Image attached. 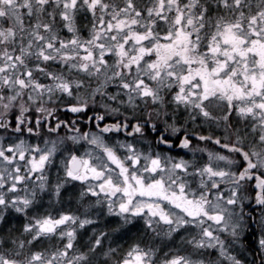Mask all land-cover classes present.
<instances>
[{
	"label": "snow or ice",
	"instance_id": "6c2138e0",
	"mask_svg": "<svg viewBox=\"0 0 264 264\" xmlns=\"http://www.w3.org/2000/svg\"><path fill=\"white\" fill-rule=\"evenodd\" d=\"M0 264H264V0H0Z\"/></svg>",
	"mask_w": 264,
	"mask_h": 264
}]
</instances>
